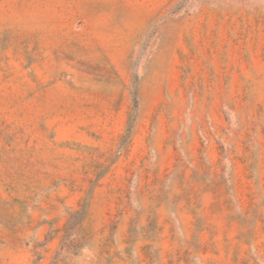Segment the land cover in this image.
<instances>
[{"label":"rangeland","instance_id":"rangeland-1","mask_svg":"<svg viewBox=\"0 0 264 264\" xmlns=\"http://www.w3.org/2000/svg\"><path fill=\"white\" fill-rule=\"evenodd\" d=\"M0 264H264V0H0Z\"/></svg>","mask_w":264,"mask_h":264},{"label":"trees","instance_id":"trees-1","mask_svg":"<svg viewBox=\"0 0 264 264\" xmlns=\"http://www.w3.org/2000/svg\"><path fill=\"white\" fill-rule=\"evenodd\" d=\"M77 213H78V211L72 213V216H71L70 220L68 221V224H67V226H66V233L64 234V240L67 239V236H68V234H69V229H70V224H71V221H72V217H73L75 214H77Z\"/></svg>","mask_w":264,"mask_h":264}]
</instances>
